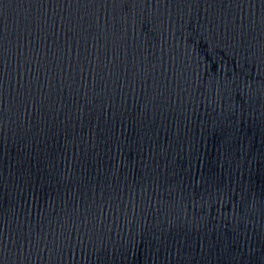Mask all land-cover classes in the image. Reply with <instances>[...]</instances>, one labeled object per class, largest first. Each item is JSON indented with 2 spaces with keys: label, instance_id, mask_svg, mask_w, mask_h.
Wrapping results in <instances>:
<instances>
[{
  "label": "water",
  "instance_id": "1",
  "mask_svg": "<svg viewBox=\"0 0 264 264\" xmlns=\"http://www.w3.org/2000/svg\"><path fill=\"white\" fill-rule=\"evenodd\" d=\"M0 200L81 264H264V0H0Z\"/></svg>",
  "mask_w": 264,
  "mask_h": 264
}]
</instances>
